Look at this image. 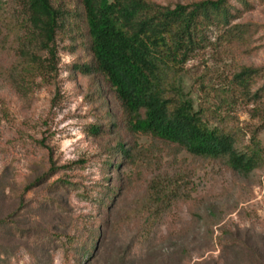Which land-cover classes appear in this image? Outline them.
Instances as JSON below:
<instances>
[{
    "label": "rangeland",
    "instance_id": "374dc122",
    "mask_svg": "<svg viewBox=\"0 0 264 264\" xmlns=\"http://www.w3.org/2000/svg\"><path fill=\"white\" fill-rule=\"evenodd\" d=\"M51 1L70 13L75 34L57 40V75L26 80L10 58V84L0 82V264H264V170L243 175L210 160L189 181L192 201L141 243L126 217L144 190L127 184L134 167L119 148L131 141L122 106L94 70L80 0ZM230 4L241 33L225 39L206 21L179 77L196 109L194 75L218 85L242 58L264 61V0ZM230 113L246 141L248 114ZM258 138L264 146V130Z\"/></svg>",
    "mask_w": 264,
    "mask_h": 264
},
{
    "label": "trees",
    "instance_id": "16d2710c",
    "mask_svg": "<svg viewBox=\"0 0 264 264\" xmlns=\"http://www.w3.org/2000/svg\"><path fill=\"white\" fill-rule=\"evenodd\" d=\"M230 1L80 0L78 16L94 70L114 89L131 140L119 144L134 167L127 184L144 190L126 212L129 221L138 223L142 244L157 235L173 208L192 201L189 181L204 161L243 175L264 170L258 138L264 130V61L242 58L218 85L209 83L206 73L194 75L197 109L179 83L206 21L215 19L225 39L241 33L240 25L232 24ZM72 25L70 13L51 0H0V82L10 84L11 69L4 64L10 58L26 80L56 76L57 40L73 38ZM237 106L250 119L244 126L246 141L230 113ZM142 136L148 144L139 142ZM181 152L191 158L178 159ZM163 165L167 169L161 170Z\"/></svg>",
    "mask_w": 264,
    "mask_h": 264
}]
</instances>
